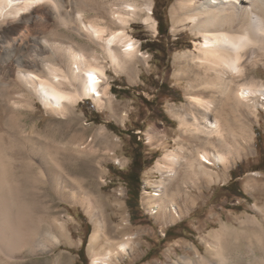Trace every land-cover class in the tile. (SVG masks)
Masks as SVG:
<instances>
[{"label":"rangeland","instance_id":"obj_1","mask_svg":"<svg viewBox=\"0 0 264 264\" xmlns=\"http://www.w3.org/2000/svg\"><path fill=\"white\" fill-rule=\"evenodd\" d=\"M98 1L102 21L113 30L121 28L113 9L123 2L117 0V7H111L113 0ZM137 2L127 31L138 51L121 67L107 56L100 39L93 40L84 31L75 35L80 49L102 56L106 70L102 87L107 86L108 94L100 103L84 97L66 114L56 113L42 100L32 75L18 73L11 58L0 59V164L9 156L15 157V165L22 164L23 156L37 152L41 140L59 145L65 171L75 176L72 184L64 182L58 188L50 180L39 191L30 190L34 217L42 213L44 219L36 240L50 248L27 253L26 263L93 264L90 237L101 222L108 239L99 241L100 253L114 247L112 241L128 236L131 240L121 258H108L110 264H167L180 256L197 260L198 255L206 264H264V96H259L256 107H243L231 116L232 151L223 148L230 161L211 166L218 177L190 176L182 166L166 184L167 173L159 171L157 162H165L176 148L181 152L182 144L194 149L198 142L183 133L185 127L172 109L183 112L190 107L189 76L179 75L184 65L179 54L196 50L200 40L189 25L175 28L171 8L176 0ZM85 16L96 14L88 11ZM149 16L157 21L156 27L146 21ZM159 17L163 29H168L165 34L159 32ZM245 71L248 78L264 81L262 60L248 62ZM73 85L80 89V80ZM9 93L18 100L9 101ZM134 135L150 162L141 174L138 206L134 201L129 204L124 180ZM74 144L82 151L72 150ZM162 184L179 211L168 201L151 208L150 200L161 203L165 198L158 193Z\"/></svg>","mask_w":264,"mask_h":264},{"label":"bare ground","instance_id":"obj_2","mask_svg":"<svg viewBox=\"0 0 264 264\" xmlns=\"http://www.w3.org/2000/svg\"><path fill=\"white\" fill-rule=\"evenodd\" d=\"M116 1L111 7L118 4ZM121 1L123 5L113 9L121 28L113 30L102 21L98 0H0V59L11 58L18 73L32 75L31 81L42 100L56 113L66 114L84 97L100 103L108 94L107 86L102 87L106 71L100 63L102 56L93 49H80L74 39L82 31L93 40L100 39L112 62L119 67L124 65L138 51L127 26L139 5L137 0ZM171 10L175 28L189 25L200 40L196 50L179 54L184 64L179 75L189 76L190 107L183 112L172 109L185 127L183 133L190 134V141L198 142L192 145L194 149L182 144L181 152L176 148L164 157L165 162H157L159 171L167 173L166 184L174 180L182 166L190 176L218 177L211 166L230 161L223 148L229 154L232 151L231 116H236L243 107H256L259 96H264V81L254 76L248 78L245 71L248 62L264 63V0H176ZM88 11H94L96 16L86 19ZM146 21L157 26L152 16ZM76 80L81 82L80 89L73 87ZM15 96L9 93L8 100H18ZM38 145L34 155L23 156L22 164L15 165L13 156L7 158L9 163L12 159V166L7 161L0 164V264H13L15 260L27 264V253L50 248L49 243L36 240L44 219L42 213L34 217L30 190L39 191L50 180L58 188L64 182H75V176L65 171L59 145L41 140ZM71 149L76 153L82 151L79 144ZM165 188L162 184L158 189V193H164V200L161 203L150 200L151 208L168 201L173 210L178 209ZM104 232L100 222L90 237L93 264H110L108 258L119 259L128 251L129 236L110 241L115 246L100 253L99 241L108 239ZM190 247L198 253L194 246ZM167 264H206V260L199 255L197 260L180 256Z\"/></svg>","mask_w":264,"mask_h":264},{"label":"trees","instance_id":"obj_3","mask_svg":"<svg viewBox=\"0 0 264 264\" xmlns=\"http://www.w3.org/2000/svg\"><path fill=\"white\" fill-rule=\"evenodd\" d=\"M158 29L160 34H165L168 32V29H163V18L159 17L158 19ZM113 89H116L113 87ZM153 160V159H152ZM151 160V162H152ZM147 163H150L145 159V152L142 149L141 141H138L134 135L133 141V155H132V162L129 168L124 173V180L128 186V193H129V204L132 205L131 201L136 202V206H138L140 192H141V174L145 169ZM233 172V171H232ZM237 176L235 175L234 178ZM243 196L242 194H238ZM85 246V244H84Z\"/></svg>","mask_w":264,"mask_h":264},{"label":"snow or ice","instance_id":"obj_4","mask_svg":"<svg viewBox=\"0 0 264 264\" xmlns=\"http://www.w3.org/2000/svg\"><path fill=\"white\" fill-rule=\"evenodd\" d=\"M94 80V78H92Z\"/></svg>","mask_w":264,"mask_h":264}]
</instances>
